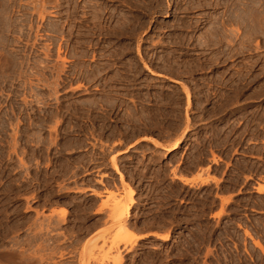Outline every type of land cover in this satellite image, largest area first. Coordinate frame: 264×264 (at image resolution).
I'll use <instances>...</instances> for the list:
<instances>
[{"label": "rangeland", "instance_id": "374dc122", "mask_svg": "<svg viewBox=\"0 0 264 264\" xmlns=\"http://www.w3.org/2000/svg\"><path fill=\"white\" fill-rule=\"evenodd\" d=\"M218 1L0 0V264H264V0Z\"/></svg>", "mask_w": 264, "mask_h": 264}, {"label": "bare ground", "instance_id": "6f19581e", "mask_svg": "<svg viewBox=\"0 0 264 264\" xmlns=\"http://www.w3.org/2000/svg\"><path fill=\"white\" fill-rule=\"evenodd\" d=\"M47 1H49V0H47ZM220 1V0H219ZM218 1V2H219ZM222 1H224V0H222ZM253 1V0H252ZM217 2V3H218ZM221 2V1H220ZM254 2V1H253ZM252 2V3H253ZM48 3H50V2H48ZM219 5L221 4V3H218ZM240 4V1L239 0H236V6L237 5H239ZM4 5H6V4H4ZM57 5V4H56ZM54 6V5H53ZM163 6V5H162ZM254 6V5H253ZM253 6H250V9H247V10H234L232 13H231V15L228 17L229 19H228V22L230 21V23H232V24H236V25H239L240 26V24L242 25L243 23H245L246 24V27H248L250 30V35H252V33L253 34H256V32L258 33V32H260V31H262V33H264V11L263 12H261L258 16L256 15V8L255 7H253ZM56 7V6H55ZM7 9V8H6ZM35 9V8H34ZM231 9V8H230ZM245 9V8H244ZM40 10V9H39ZM38 10V11H39ZM247 11H252V14L254 15V16H249V15H247L246 13H247ZM40 12V11H39ZM50 13V12H49ZM245 14V15H244ZM44 16H46V14L44 15ZM244 16H246V17H252V18H249L248 20H246V17H244ZM198 24V23H197ZM82 26H85V24H82ZM247 29V28H246ZM6 31V30H5ZM247 31V30H246ZM231 33L229 34V35H227L228 37H231L232 35H234V34H237V35H239V33H240V30L239 29H236V30H231L230 31ZM261 33V34H262ZM260 34V33H259ZM262 35H264V34H262ZM254 36V35H253ZM257 38V37H256ZM247 40V39H246ZM244 45V44H243ZM47 51V50H46ZM60 56V55H59ZM61 59V58H60ZM147 69V68H146ZM152 71V70H151ZM151 73V72H150ZM155 73V72H154ZM155 76H157V75H155ZM161 77V76H160ZM177 83V82H176ZM54 85V84H53ZM186 95H187V102H188V105L190 104V93H189V91H187L186 90ZM91 102V101H90ZM93 105V104H92ZM109 107V106H108ZM95 109V108H94ZM97 118V117H96ZM187 132H188V130L184 133V134H187ZM182 138V137H181ZM41 139V138H40ZM40 141V140H39ZM182 143H183V139H177L176 141H174V143L171 145V146H169L168 147V149H166V151H168V152H176L177 150H179L180 148H181V146H182ZM156 145V144H155ZM215 163H217V161H215ZM116 166V165H115ZM119 171V170H118ZM120 174V177H121V179H123V175L121 174V173H119ZM179 180L180 181H182V182H190V183H192L189 179H187V178H185V177H179ZM208 182H209V180H207ZM207 181H203V184H208V182ZM77 192H78V190H76ZM134 190L133 191H130L129 192V195H130V198H131V201H130V203L129 204H126L125 206H124V204H122V202H123V200H121V202L119 201V199H117V201H114L115 203H114V207L112 206V214H113V220L116 222V223H121L122 222V220H123V218H124V216H127V214L129 215V212L131 211V209H132V205L134 204V201H133V195H134ZM257 193H259V194H264V186L263 185H259V187L257 188ZM100 196V195H99ZM115 196V195H114ZM110 197V196H109ZM111 198H112V196H111ZM227 202V201H226ZM65 210V209H64ZM61 214H62V220L65 218V216H66V214H68L66 211H63V210H61V212H60ZM59 218H61V217H59ZM127 218V217H126ZM125 219V218H124ZM188 219V218H187ZM114 222V223H115ZM51 223V222H50ZM59 223H61V221L59 222ZM62 224V223H61ZM60 224V225H61ZM49 226V225H48ZM46 227V226H45ZM50 227H51V225H50ZM49 228V227H48ZM54 228V227H53ZM58 228V227H57ZM41 231V230H40ZM55 232V231H54ZM245 234L253 241V243H254V245L257 247V248H259V249H261L262 251H264V246H262V243H260L259 241H256V239H254L255 237H253V235L250 233V232H248V230L247 231H245ZM61 235V234H60ZM141 238L140 237H137V236H135V235H133V233H131V231L129 230V229H127V228H125V227H120V230H119V233L118 234H116L115 236H114V238H113V240H112V245L111 246H109L110 248H109V250L104 254V256L105 257H107V259L108 260H110L111 262H113L114 264H123L124 262V260H123V256H122V254H121V252H120V245L121 244H123V245H125L126 247L128 246V245H130L131 246V248L133 247V244H134V242H136V241H138V240H140ZM168 239V236H163L162 237V240H167ZM111 241V240H110ZM62 242V241H61ZM77 243H79V241L77 242ZM93 243V242H92ZM98 243V242H97ZM97 243H93L92 244V247L89 249V252H87L88 253V256H92V255H94V252H95V250L96 249H99V247L97 246ZM108 243V242H107ZM34 245V244H33ZM50 245V244H49ZM74 245V244H73ZM90 245H91V243H90ZM104 245H106V242H104ZM103 245V246H104ZM135 245V244H134ZM45 246V245H44ZM50 247V246H49ZM100 248L101 249H103V247H101L100 246ZM114 249L115 250H117V252H118V254H117V256L116 257H114V258H112L111 256H110V254H111V251L113 250L114 251ZM40 250V249H39ZM69 250V249H68ZM7 253V252H6ZM62 253V252H61ZM14 254V253H13ZM97 254V253H96ZM66 255V254H65ZM64 253L63 254H61V258H63L64 256ZM9 256V255H8ZM23 257V256H22ZM11 258V257H10ZM31 258H33V257H31ZM30 258V259H31ZM93 258V257H92ZM91 258V259H92ZM20 259H22V258H20ZM45 259V258H44ZM102 259V258H101ZM11 260V259H10ZM14 260V259H13ZM95 260V259H94ZM104 261H106V258H104L103 259ZM28 261V260H27ZM42 261V260H41ZM104 261H102L101 262V264H104ZM16 262V261H15ZM23 262V261H22ZM36 262V261H35ZM95 262V261H94ZM109 263V262H108ZM12 264V263H11ZM14 264V263H13ZM18 264V263H17ZM26 264V263H25ZM42 264V263H41ZM58 264V263H57ZM66 264V263H65ZM68 264V263H67ZM72 264H76V263H72Z\"/></svg>", "mask_w": 264, "mask_h": 264}, {"label": "flooded vegetation", "instance_id": "af4514ba", "mask_svg": "<svg viewBox=\"0 0 264 264\" xmlns=\"http://www.w3.org/2000/svg\"><path fill=\"white\" fill-rule=\"evenodd\" d=\"M255 163H257V166H255V172L258 174L264 173V164H259L258 162H255Z\"/></svg>", "mask_w": 264, "mask_h": 264}, {"label": "crops", "instance_id": "0c3cea01", "mask_svg": "<svg viewBox=\"0 0 264 264\" xmlns=\"http://www.w3.org/2000/svg\"><path fill=\"white\" fill-rule=\"evenodd\" d=\"M187 178H189V180H195V179H196V178H195V179H193V177H192V176H190V177H187ZM139 231H141V230H139ZM134 234H135V233H134ZM135 235H136L137 237H140V236H142V237H143V236H145V234H142L141 232H138V233H136ZM164 235H165V234H164ZM142 237H140V238H142Z\"/></svg>", "mask_w": 264, "mask_h": 264}]
</instances>
